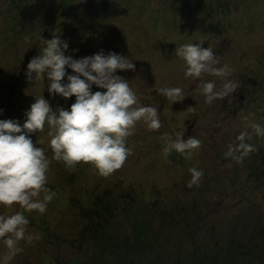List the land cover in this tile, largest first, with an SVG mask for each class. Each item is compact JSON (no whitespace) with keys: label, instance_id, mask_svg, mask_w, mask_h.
Listing matches in <instances>:
<instances>
[{"label":"rangeland","instance_id":"rangeland-1","mask_svg":"<svg viewBox=\"0 0 264 264\" xmlns=\"http://www.w3.org/2000/svg\"><path fill=\"white\" fill-rule=\"evenodd\" d=\"M54 36L68 43L65 55L73 59L101 51L132 59L134 71L116 74L141 105L158 108L161 128L138 123L123 167L107 178L90 163L70 170L52 159L47 125L29 133L50 159L46 186L55 196L43 214L0 206V215L23 212L30 221L15 255L0 239V261L264 264V138L251 127L264 126V0H0V119L23 125L42 95L53 111L75 102L51 95L46 76H26L29 61ZM191 43L212 48L215 66H227L229 74L186 78L176 49ZM66 72L75 74L67 66ZM229 80L237 83L234 93L205 103L202 82L220 90ZM161 87H180L185 97L171 104L157 92ZM242 131L257 150L237 163L226 153ZM179 134L199 139L200 148L190 156L169 150ZM192 168L203 176L189 188ZM255 224L260 238L246 247L243 237Z\"/></svg>","mask_w":264,"mask_h":264},{"label":"clouds","instance_id":"clouds-1","mask_svg":"<svg viewBox=\"0 0 264 264\" xmlns=\"http://www.w3.org/2000/svg\"><path fill=\"white\" fill-rule=\"evenodd\" d=\"M68 47L58 36L44 40L41 55L29 61L26 76L31 80L35 73V81H45L46 76L51 95L75 96L70 109L53 111L42 95L25 113L23 125L17 120L0 119V206L17 204L25 212L43 214L55 196L46 186L50 159L45 148L34 146L29 133H42L47 125L52 159L62 161L70 170L79 163H90L98 175L107 178L123 167L130 154L127 138L138 123L142 122L150 131L161 128L158 108L141 105L128 80L116 74L117 70L134 71L136 66L132 59L114 52L105 55L102 51L73 59L65 55ZM176 55L184 61L186 78L200 79L203 74L224 78L230 72L227 66L216 67L217 55L212 48H204L200 43L182 45L176 49ZM66 66L75 74H67ZM65 76L67 83L63 82ZM93 85L105 91L93 92ZM236 89L237 83L230 80L223 83L220 90L214 81L202 82L199 86L207 104L224 99ZM157 92L171 104L185 97L180 87H161ZM251 127L257 137L264 138V126L253 123ZM182 135L170 144L169 150L190 156L200 148L201 141L194 137L185 140ZM162 139L168 143L167 134ZM236 139L239 143L229 145L226 155L242 163L244 157L257 149L246 143L251 139L247 131H242ZM190 173L188 187L198 186L203 171L192 168ZM29 223L23 212L0 215V239L10 254L15 255L20 250L19 244L26 239ZM31 239L27 237L29 242Z\"/></svg>","mask_w":264,"mask_h":264},{"label":"trees","instance_id":"trees-1","mask_svg":"<svg viewBox=\"0 0 264 264\" xmlns=\"http://www.w3.org/2000/svg\"><path fill=\"white\" fill-rule=\"evenodd\" d=\"M257 166V165H256ZM256 166H254V169H255V167ZM254 171H256V170H254ZM260 177H263L264 178V173H262V175L260 176ZM259 230H261V228H260V226H256V224L253 226V228L250 230V232L248 233L249 234V236L247 237H243L244 239H246L245 241H246V247L247 246H250L251 248H254V247H256V242H257V239H259L260 237H259V233H260V231ZM258 233V234H257ZM255 235L257 236L258 235V238L257 237H255ZM257 238V239H256ZM205 264H207L206 262H205Z\"/></svg>","mask_w":264,"mask_h":264}]
</instances>
